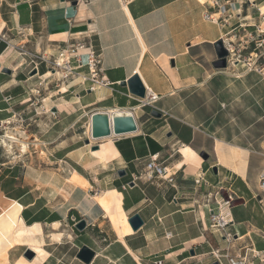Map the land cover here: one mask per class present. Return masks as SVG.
Masks as SVG:
<instances>
[{
    "label": "crops",
    "instance_id": "obj_1",
    "mask_svg": "<svg viewBox=\"0 0 264 264\" xmlns=\"http://www.w3.org/2000/svg\"><path fill=\"white\" fill-rule=\"evenodd\" d=\"M263 8L264 0H0V132L27 141V151L18 155L23 161L40 149L59 165L38 171L0 167V221L15 214L14 228L24 232L12 230L6 237L12 245L0 249V264H211L217 253L219 264H229V256L264 250V139L255 151L226 131L253 126H240L234 111L239 95L264 87V66H212L219 39L250 54L249 34L264 26ZM72 44L64 59L83 66L66 77L52 75L57 82L51 89V60ZM90 51L100 58L96 80L106 83L93 90L82 79L89 74ZM18 57L23 62L13 66ZM133 75L145 88L144 98L121 85ZM37 86L36 99L31 90ZM149 93L156 101L142 106ZM38 108L54 120L32 131L30 112ZM118 108L134 113L137 131L86 143L90 112ZM152 108L161 116H151ZM83 119L87 136L81 139L70 130ZM184 145L194 154L179 152ZM236 148L246 151L242 171L231 167ZM153 154L163 159L172 181L137 177ZM119 169L125 174L118 175ZM22 173L49 175L54 183L21 181ZM216 190L234 195L222 230L209 228ZM52 191L54 203L48 198ZM134 213L142 219L136 230L128 222ZM81 218L83 230L74 226ZM55 223L59 240L50 235ZM83 245L94 251L89 263L76 257ZM26 248L34 251L31 259L24 256ZM247 264L262 263L251 258Z\"/></svg>",
    "mask_w": 264,
    "mask_h": 264
},
{
    "label": "rangeland",
    "instance_id": "obj_2",
    "mask_svg": "<svg viewBox=\"0 0 264 264\" xmlns=\"http://www.w3.org/2000/svg\"><path fill=\"white\" fill-rule=\"evenodd\" d=\"M262 11H264V8L262 9ZM261 24L263 23V18L262 21H260ZM264 25V23H263ZM264 27V26H263ZM256 28V27H255ZM63 49L61 50L62 52V56L61 58L64 59V57L67 58V54L68 51L70 50L71 47L66 46V47H62ZM242 55L245 53L243 52V49L241 50ZM60 54V53H59ZM58 54V56H59ZM246 56V55H245ZM35 57L32 56V59H34ZM58 58V57H57ZM38 60V59H36ZM23 60L20 59L18 57V59L13 62V66H16L19 63H22ZM55 62V58L51 60V64L52 66H54ZM36 62H31L29 64V66H35ZM229 66V64H228ZM263 67L264 66V61L260 60L257 62V67ZM248 66L245 65V68L247 69ZM227 68V67H226ZM226 68H223L222 70L224 71H228L226 70ZM260 68V69H261ZM243 69L239 70V72H242ZM257 71V70H256ZM260 71V70H259ZM255 73H259V72H255ZM225 74H223V78H224V84H226V78H225ZM50 79V80H49ZM49 80V84L48 87L53 89L56 82H57V78H55V76L49 75V78L47 79ZM44 85V83H43ZM38 88L35 87L34 89ZM264 91V87L263 85H257L255 86L254 90H250L249 92H245V95L248 94V96L245 95H239V97H237V99L240 101L238 103V107H235V120L238 122V124L241 126L243 125V123L247 122V123H251L253 124L252 127H239V128H228L226 129V131L228 132L227 135H233V136H237L238 138L237 141L239 142H243L242 144H240V146H244L247 147L249 149L255 150V151H260L261 149V143L260 140L264 139V101H263V93ZM44 94H46V92H48L47 89H43ZM33 95V94H32ZM49 94H46V96H48ZM39 97H36V99ZM34 101V99H33ZM243 101V102H242ZM37 112H39V114H37ZM231 111L228 110V107L225 108L224 110V116L225 118H230L231 116ZM30 116H31V130H39L41 129L40 127L46 128L48 127V125L51 124V122L54 120L52 118V115L50 112H43L40 108L37 109V111H35L34 109H32V111L30 112ZM85 119L81 120L75 127L74 129H71L70 133L71 134H77L76 136L79 138H83L87 136V133L85 132V127L83 126L85 124ZM5 133L2 131L0 132V167H6L7 165H11L14 166L17 169H20L21 171H23V169H28V168H35L36 171H38V169H46V168H54V166H59L58 164H51L46 158L45 155L40 152L38 154H31L29 158H27V160L23 161L19 155L20 152V147L16 144L13 143L12 148L9 149L8 147L4 146V141H2V139L4 140V135ZM2 135V136H1ZM17 137H19L18 134H15ZM70 135L69 133L66 134V136ZM2 137V138H1ZM64 137V136H63ZM35 141V140H33ZM104 143H106V141H104ZM248 143H251L250 145ZM33 147V146H32ZM36 147L39 148V146L37 145ZM97 150V149H96ZM224 150V149H223ZM27 151V150H26ZM181 153H193L194 151L188 146V145H184L181 146V148H179L178 150ZM193 151V152H192ZM194 154V153H193ZM245 155H246V151L244 149H240V148H236V157H237V161L232 164V168L235 170L241 169L243 168L244 164H245ZM91 161H94L96 163H99L100 160L99 158H94L91 157L90 158ZM25 162V163H24ZM242 171V169H241ZM21 181L22 180H42L43 182H51L54 183V178L51 179V177L48 176H38V175H32V174H25L22 173L20 175V177H18ZM51 195H49L48 193V198L49 201H51L52 203H54V201L50 200L53 199V197L55 196V192L52 191L50 193ZM13 231L15 232L16 235H20V231L16 230V228H13ZM13 232V233H14ZM14 234V235H15ZM1 258V257H0ZM26 259H28L27 257H25ZM2 260V259H1ZM1 262V261H0Z\"/></svg>",
    "mask_w": 264,
    "mask_h": 264
},
{
    "label": "built area",
    "instance_id": "obj_3",
    "mask_svg": "<svg viewBox=\"0 0 264 264\" xmlns=\"http://www.w3.org/2000/svg\"><path fill=\"white\" fill-rule=\"evenodd\" d=\"M122 2H129L131 0H120ZM264 16V15H263ZM250 42L253 44L251 52L249 55L245 56L244 54L242 55L241 50L242 48L239 46L234 45L233 42L231 41H223L224 45L228 51V55L226 56V61L228 64H233V63H245L247 69L250 70H257L261 71V67H257V62L262 60L264 61V27H256L254 33H250ZM72 46V47H71ZM70 47L71 49L74 48V44H72ZM72 52V50L70 51ZM73 57L77 58V55H74ZM64 61V66H65V71H64V77L67 75H70L74 69L78 67H82L83 64L81 60L76 61L75 66H71L69 59L63 60ZM89 74L88 76H83L82 79L83 81L89 80L93 84L89 87L90 90H93L95 88V85L98 84H104L106 83L102 80L97 81L96 77L101 73V63H100V58L94 54L93 51H90L87 53V59L86 63ZM261 68V69H260ZM33 96L38 97L40 90L38 88L31 90ZM147 96V95H146ZM7 99L9 97H6ZM157 99V95L149 93L148 96L146 97L145 100L141 101V105H150L154 103ZM87 114H85L86 116ZM143 176L147 181H154L157 178L160 179H166L168 181H172L171 177L168 176L167 174V168L163 164V159L158 158L156 154H153L150 156L148 162L144 166L143 170L137 177ZM201 180V177L195 180V183H199ZM134 181V180H133ZM260 186L264 190V169L260 173ZM210 193H207V201L206 205L209 206L210 202ZM213 197V202H214V207H209L210 208V215H209V228L211 229H218L222 230L224 227L228 224L230 220V214L228 212L230 206L232 205V202L234 200V195L232 193H226L225 196L222 195V192L220 190H216L214 192ZM211 197V200H212ZM222 256V254L217 253L215 254V257L219 261V257ZM251 258H256L258 261L262 264H264V250H251V255L247 256L243 255L242 257H228V263L229 264H247V261ZM156 264L161 263L159 260L155 261Z\"/></svg>",
    "mask_w": 264,
    "mask_h": 264
},
{
    "label": "water",
    "instance_id": "obj_4",
    "mask_svg": "<svg viewBox=\"0 0 264 264\" xmlns=\"http://www.w3.org/2000/svg\"><path fill=\"white\" fill-rule=\"evenodd\" d=\"M214 49L216 53V59L213 61L212 66L217 69L226 68V56L228 55V51L223 44L222 39L215 41ZM3 72L9 73L10 70L4 68ZM36 72L35 69L31 71V74ZM122 86H127L128 91L139 98H144L146 91L141 81L139 80L137 75H133L127 81L121 82ZM150 115L153 117H160L161 113L152 108L150 111ZM89 139H86V143H89L90 140H101L108 137H117L120 135H125L128 133H133L137 131L138 124L134 113L128 109H113L111 111L108 110H94L89 114ZM92 150L98 149V145H93L91 147ZM203 157H206V153H201ZM213 170L216 171V167H213ZM118 175H124L125 171L123 169H119L117 171ZM128 222L130 223L133 230H136L142 224V219L137 213H134L130 217H128ZM77 229L83 230L86 226L85 219L81 218L74 225ZM192 252V251H191ZM94 255V251L91 250L86 245H83L79 251L77 252L76 257L83 261L84 263H89ZM24 256L28 259H31L34 256V251L30 248H26L24 251ZM211 264H219L218 261H215Z\"/></svg>",
    "mask_w": 264,
    "mask_h": 264
},
{
    "label": "bare ground",
    "instance_id": "obj_5",
    "mask_svg": "<svg viewBox=\"0 0 264 264\" xmlns=\"http://www.w3.org/2000/svg\"><path fill=\"white\" fill-rule=\"evenodd\" d=\"M63 60L64 59L60 57L54 62V66H55L53 68L54 72H49L50 75H58L60 77H64V71H65L66 68L64 66V61ZM88 123H89V121H88ZM89 127L87 125V131L89 130ZM3 137H4V140L2 139V141H4L3 143H4L5 147H8L9 149H11L13 143H16V144L19 145L20 151H26L27 150V141L23 140V139H20L14 133L6 132L3 135ZM108 138H111V137H108ZM108 138H104V139H108ZM97 141H99V140H97ZM92 151H95V150H92ZM168 172H169V170H168ZM239 172H241V171H239ZM16 224H17V217H16L15 214H10L8 217H6L5 219L0 221V249H1L2 253L4 252V249H2L4 244H5V247L7 245L8 246L12 245L11 238H9L7 240L6 237H10V233L12 232V230L16 226ZM58 225H59L58 223L53 224L52 230L50 232V235H51L52 239H55V240H59L62 237V234L57 231ZM32 231H34V228H33ZM19 233H24V232L20 231Z\"/></svg>",
    "mask_w": 264,
    "mask_h": 264
}]
</instances>
